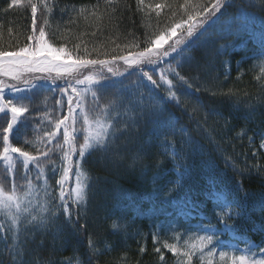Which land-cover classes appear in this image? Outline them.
<instances>
[{
	"label": "snow or ice",
	"instance_id": "6c2138e0",
	"mask_svg": "<svg viewBox=\"0 0 264 264\" xmlns=\"http://www.w3.org/2000/svg\"><path fill=\"white\" fill-rule=\"evenodd\" d=\"M12 3L19 4L20 0H12ZM136 3L137 11L145 12V9L149 8L151 11H157V15L158 10L164 7L156 4L152 8L151 5H145V0H136ZM25 4L31 7L33 16L32 33L27 37L28 43L15 51L0 50V76L16 82L6 83L0 80V113H10L8 125L3 129V150L0 151V162H6V168L0 171V241H4L7 248H13L14 244L20 241L22 224L25 225V231L28 230L27 225L44 227L50 220H59L61 210L67 222H73L74 213L75 222H78L81 211L87 212L88 202L96 195L99 187V177L91 176L89 170L84 167L87 158L96 154L99 162L103 164L113 149L118 147V141H123L124 146L141 141L139 152L144 155L155 146L172 162L171 170L175 173L176 179L168 183L173 187L166 192L163 188L154 187L152 193L154 201L163 193L164 198L159 202L162 205L168 203L172 192L183 188L184 180L190 175L189 157L197 153L204 155L202 146L193 138L191 131L186 126H177L178 121L171 112H168V107L171 105L184 108L182 97L188 96L192 91L196 93L210 91L199 75L188 78L181 75L179 70L186 62L195 63L197 68L201 67L191 56L185 58L184 53L197 46L209 27L217 24V13H221L225 0H213L210 4L199 0L195 3L186 0L185 4L180 5L186 19L181 18L151 35L146 31L143 41L145 46L142 49L139 38H136L124 46L129 49L126 55L114 54L115 48L111 51H101L100 47H94L90 52L85 46L84 54L75 58L64 44L57 46L47 38L48 15H51L56 6L52 0H40L44 12L48 14L43 24H38L37 21V4L32 0H25ZM118 4L119 0H105L106 9L103 15H107L109 21L115 19V5ZM78 13L85 19L88 16L95 17L97 21L103 18L102 15L98 16L96 11L89 12L87 6H81ZM172 16L175 17L176 13L173 12ZM251 19V15L241 8L238 15L232 18L233 22L222 26L220 31L238 39L240 32ZM146 28H151V25H147ZM92 35H96V32L94 31ZM237 47L240 45L236 44L235 40L222 44L217 54L222 55L230 48L234 50ZM79 48L80 45L77 44L76 49ZM116 48L120 46L116 45ZM133 48L138 50L132 51ZM92 52H95L97 58H88ZM257 55L264 57V33L261 34L260 51ZM100 56L111 58L100 59ZM117 61H123L126 66L124 72L115 67ZM162 64L166 67L160 68ZM96 66H99V70L80 78L82 69ZM260 70L264 73V64ZM37 73L45 75L37 76L35 75ZM106 73H110L111 76ZM133 73L137 74L135 80L126 83L127 77H131ZM26 74L33 75L29 78ZM154 74L159 75V81L154 79ZM66 78L67 87H60L59 90L62 96H67V114L56 119L53 131L47 132L46 139L40 141L44 147L37 148V154L33 155L21 147L13 146L10 143V130H14L17 124L24 123L21 118L30 111L34 90L39 91L45 87L37 81H50L53 87H57L56 81ZM78 85L84 87L78 88ZM162 85L166 86L163 88L165 96H160L156 91ZM69 88L73 95L68 94ZM5 89L18 95L10 99L5 98ZM211 94L216 95L215 92ZM57 104L62 105V100H58ZM202 107L203 105L197 101L194 111ZM45 118H48L47 113ZM206 118L207 113L205 120ZM201 127L202 125L197 123L195 130L199 132ZM60 129H63L62 143L57 139ZM81 134L82 142H79ZM178 136L179 145L176 140ZM260 147L264 148V141ZM216 148L219 150V145H216ZM56 153H61L59 166L52 159ZM13 154L20 158L23 173L19 172ZM163 163L157 162V172L151 178L154 185L167 174V170L160 171ZM49 165L50 176L46 171ZM225 167H232L238 175H243V172L228 159H225ZM214 168V164L208 165L209 171ZM33 169L35 180L42 181L41 184L34 182L31 175ZM57 173L59 176L53 186L49 180L57 177ZM70 173L75 178L73 186H67ZM142 175H146V168ZM248 197L249 193L244 191L242 182H238L236 190L215 188L210 190L208 198L213 203V213L217 221L215 224L212 222V216L200 212L197 205L186 202L189 210L184 213V219L189 228L195 229V233L203 234H190L184 241L185 250H181L176 243L165 242L164 247L173 255L184 258L178 260V264H192L197 253L200 264H264V248L250 238L238 235L235 225L237 220L251 219L248 212ZM117 210L118 205L114 206L113 212ZM252 211L261 213V220L264 221V194L252 205ZM193 219L197 220L195 224L191 223ZM81 227L83 228V225ZM162 227L163 223L157 225V230ZM168 227L175 230L177 225L169 222ZM113 228H116V224H113ZM252 231L264 235V223L255 224ZM8 233H11L14 244L7 243ZM180 237L181 234L176 233L177 241ZM153 238L154 242L158 239L155 234ZM261 242L264 243V240ZM239 243H243L245 247L240 249ZM209 246H212L210 250ZM222 249L244 254L229 256L228 252ZM216 252H219V261L213 259Z\"/></svg>",
	"mask_w": 264,
	"mask_h": 264
},
{
	"label": "trees",
	"instance_id": "16d2710c",
	"mask_svg": "<svg viewBox=\"0 0 264 264\" xmlns=\"http://www.w3.org/2000/svg\"><path fill=\"white\" fill-rule=\"evenodd\" d=\"M32 2L38 6V24H43L48 14L44 12L40 0ZM52 2L56 6L51 15H48L47 38L57 46L64 44L74 58L84 54L85 46L90 52L94 47H100L101 51L115 48L114 54L126 55L129 49L124 46L136 38H139L140 49L145 46L143 41L146 31L151 35L181 18L186 19L180 8L186 0H145V5H151L152 8L156 4L164 5L158 10L159 15L149 8L145 12L137 11L136 0H119V4L115 5V19L112 21H109L107 15H103L105 0ZM191 2L195 3L197 0ZM199 2L210 4L213 0ZM96 5L99 7L94 8ZM81 6H87L89 12L96 11L98 16H103L102 20L97 21L93 16L85 19L78 13ZM241 8L261 20L264 25V0H225V6L217 16L238 15ZM71 11L73 12L70 13ZM173 12L176 13L175 17L172 16ZM32 19L31 7L25 4V0H20L15 5L12 0H0V50L15 51L25 46L28 43L27 37L32 33ZM149 24L151 28H146ZM94 31L96 35H92ZM77 44L80 45L79 50L76 49ZM116 45L120 48H116ZM216 49L215 38L206 33L197 46L184 53L185 58L191 56L201 67L197 68L195 63L186 62L179 70L181 75L188 78L199 75L210 91H192L188 96L182 97L184 108L168 107V112L178 121L177 126H186L204 152V155L197 153L189 157L190 175L184 180L183 188L172 192V195L177 202L180 219L189 210L186 202H190L197 205L200 212L212 216L215 224L217 221L213 203L208 198L210 190H236L238 182H242L244 191L249 193L248 212L251 219L235 221L238 235L248 237L264 248V243L261 242L264 235L252 231L255 224L264 223L261 220L262 214L252 211V205L264 194V153L258 148L256 139L264 132V73H254L248 66V60L240 63L241 70L238 73L237 62L242 59V55L236 52L228 58L230 69L226 72L223 63L225 57L219 59ZM88 58L95 59L97 56L92 52ZM99 58L110 59L111 56ZM165 67L166 65H160V68ZM136 75L133 73L125 82L131 83ZM155 76L154 79L159 81V75ZM169 78L172 79L171 76ZM56 85L58 86L45 85L32 94L30 111L21 118L24 123L17 124L9 132L13 146L36 155V149L42 147L40 141L46 139L47 132L53 131L55 120L67 114V96H62L59 90L60 87H66V84L59 82ZM164 87L166 86L162 85L156 89L160 96L166 95ZM68 94L73 95L69 90ZM58 100H62V105L57 104ZM197 101L203 107L194 111ZM46 113L48 118H45ZM9 119L10 113H0V151L3 150V129L7 127ZM197 123L202 125L199 132L195 130ZM250 138H253V143H250ZM57 139L62 143L63 129L58 131ZM176 140L179 145L180 137ZM79 142H82V134ZM140 143L141 141H136L124 146L123 141H118V147L113 149L103 164L99 162L98 155L89 156L84 167L91 176L99 177V187L96 195L88 202L87 212L81 211L78 222H75V213L72 216L73 222H67L61 210L59 220H50L44 227L27 225L28 230L25 231V225L22 224L19 243L14 244L11 233L7 234V243L14 244L13 248H7L5 242L0 241L2 264H177L173 255L156 251L150 239L144 238V232L149 230V222L140 214L150 205L148 200L154 187L151 176L157 172V162H164L161 172L172 171V162L155 146L147 151V155L140 153ZM216 145H219V150ZM60 155L61 153H56L52 157L57 166L60 165ZM225 159L234 163L243 175H238L232 167L226 168ZM209 164H214L215 168L206 175L200 168H208ZM17 167L23 173L21 161L17 163ZM5 168L6 162H0V171ZM145 168L146 175H142ZM46 171L50 176V165ZM31 175L34 182H41L35 180V169ZM58 176L59 173L49 183L55 186ZM173 177L176 179V176ZM117 205L119 210L113 212ZM113 224H116V228H113ZM244 247L243 243H239L240 249ZM96 252L101 254L96 255ZM192 264L200 262L194 261Z\"/></svg>",
	"mask_w": 264,
	"mask_h": 264
},
{
	"label": "rangeland",
	"instance_id": "374dc122",
	"mask_svg": "<svg viewBox=\"0 0 264 264\" xmlns=\"http://www.w3.org/2000/svg\"><path fill=\"white\" fill-rule=\"evenodd\" d=\"M72 12L73 11H71L70 13H72ZM235 16H237V15H232L229 17H227V16L222 17L221 16L218 18L217 24L212 26V27H209V29H208L207 33L208 34L210 33L211 36H213L217 42L216 52L222 44L231 43L234 40H235L236 44L240 45V47H237L234 50L232 48H230L227 52H225L222 55L218 54L219 59H220V57H225L223 63H224V66L226 68L225 71L228 72L230 69V65H229V63H227L228 58L231 56L232 53H235V52L239 53L242 55L241 58H243L240 60L241 62L243 60H248L249 61L248 66L250 67V69H252L254 71V73L262 74L260 68H261V65L264 64V57H260L259 55H257V53L260 51V40H261V34L264 33V25L260 21H258L255 16L251 15V17H252L251 21L240 32L238 39L236 37H234L233 35H230L227 33L222 34L220 31L222 26H224L225 24H228V23H232L233 22L232 18ZM219 62L222 63L221 60ZM240 63H238V68H237L238 73L241 70L239 67ZM115 67L118 68L121 72H124L125 68H126L123 61L116 62ZM96 70H99V66L98 67L96 66V68L90 67L88 69H82L81 74H80V78L82 79L84 75H88L90 72L96 71ZM106 74L111 76L110 73H106ZM26 75L29 76V78H30L33 74H26ZM35 75L41 76V75H45V74L37 73ZM52 75L54 76L55 73H52ZM155 77L156 76L154 74V78ZM130 79H133V78H130ZM0 80L5 81L6 83H16L15 81H11L8 77H3V76H0ZM37 82L44 84V85H48V86L52 85L50 81L40 80ZM59 82L65 83L66 87H67V78L57 80L56 84H58ZM77 87L82 88L84 86L78 85ZM68 90L71 92L70 88ZM35 92L36 91L34 90L33 93H35ZM15 95H18V94L11 92L9 89H5V91H4V97L5 98L10 99ZM253 138L251 139V143H253ZM256 139H257L258 148L264 153V148L260 147L261 142L264 141V132L262 134H260ZM41 146L44 147V145H41ZM13 158L17 163L20 162V158L16 154H13ZM200 169H202L206 175L211 173V171H209L207 167H204V168L201 167ZM173 176H175V173L167 170V174L163 175L162 179L157 180L154 187L157 189L163 188L164 192H166L169 188H172L171 184L168 183V181L174 179ZM151 178H152V176H151ZM68 180H69V182H68L69 186H73L74 182H75L74 175L70 173ZM41 183H42V181L39 184H41ZM151 183H152V179H151ZM154 187H153V189H154ZM163 198H164L163 193H161L160 198L154 201L152 199V194H151L150 198L148 200L149 204H150L149 208L140 212V214L143 216V219H147L149 222V230L147 232H144L145 233L144 238L150 239L154 248L159 249L158 252L164 251V252H168L171 255H173V253L171 251H169L167 248L164 247L165 242L176 243L181 248V250H185L184 249V241L188 238V236L190 234L201 235L203 233H195V229L189 228L188 223L186 222V220L184 218H182V217H181V219L179 218L180 215L178 212V205H177V202L174 199L172 194L168 198L169 202L162 205L159 201H160V199H163ZM169 222H172V223L177 225L175 230L168 227ZM196 222L191 221L192 224H195ZM161 223L164 224V227H162L158 231L157 225H159ZM205 223H206V221H205ZM176 233L181 234L179 241H177V239H176ZM154 234L158 237L156 242H154V238H153ZM195 235H193V239L195 238ZM211 247L212 246H209L208 250H210ZM222 250L227 251L229 256L244 254L241 252H233L230 249H222ZM173 256L175 257L177 264H178V260L184 259L183 257H177L175 255H173ZM213 259L215 261H219V252L215 253ZM194 261L200 262L199 253H197V255L193 257V262Z\"/></svg>",
	"mask_w": 264,
	"mask_h": 264
}]
</instances>
